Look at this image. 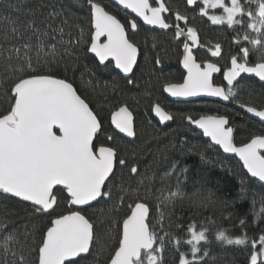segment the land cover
I'll return each instance as SVG.
<instances>
[{"label": "snow or ice", "instance_id": "snow-or-ice-1", "mask_svg": "<svg viewBox=\"0 0 264 264\" xmlns=\"http://www.w3.org/2000/svg\"><path fill=\"white\" fill-rule=\"evenodd\" d=\"M113 3L145 25L184 37L179 63L186 74L181 83H166L164 92L176 98L207 96L237 102L243 112L264 122V107L236 99L241 74L264 82V0ZM0 4L11 12L26 13L20 20L0 9V197L16 199L29 214L21 227H10L11 221L0 215V264H208V225L214 222L193 220L185 227L174 211L186 196L181 177L186 179L187 165L179 167L181 162L173 160L159 178L161 187H155V173H142L135 153L131 159L122 156L108 143L114 141L112 135L104 142L97 139L102 121L68 75L82 57L92 54L104 68L114 64L133 84L131 74L140 52L134 38L137 20L126 13L122 22L101 0H84V16L63 0H0ZM180 5L186 10L180 11ZM188 11L231 30L234 52L226 66L212 59L224 58L222 44L202 43L198 29L188 26ZM200 48L210 56L198 62L195 53ZM160 63L157 58L155 64ZM217 73L220 84L214 80ZM89 75L92 79L86 83L92 85L95 72L89 70ZM152 111L160 123L174 119L159 103ZM184 119L210 138L209 147L235 154L253 182L264 187V133L237 145L227 114ZM110 123L126 137L136 136L133 113L126 104L111 112ZM199 155L208 162L205 152ZM220 165L225 167L222 161ZM173 174L174 187L168 183ZM240 184L243 200L249 188L244 179ZM256 195L253 192V223L264 220V196L257 211ZM211 196L205 199L210 202ZM99 205L104 206L102 215L94 220L88 213ZM246 215L240 219L242 228L248 227ZM41 219L46 223L38 229L33 221ZM260 231L259 249L257 239L246 233L229 235L222 228L216 230L215 240L243 246L250 253L248 264H264V229Z\"/></svg>", "mask_w": 264, "mask_h": 264}, {"label": "trees", "instance_id": "trees-1", "mask_svg": "<svg viewBox=\"0 0 264 264\" xmlns=\"http://www.w3.org/2000/svg\"><path fill=\"white\" fill-rule=\"evenodd\" d=\"M11 2L15 3L16 0H11ZM101 2L123 22L127 12L119 9L111 0H101ZM165 2L172 5L177 4V0H165ZM63 3L81 16H84L87 11L86 7H82L84 0H63ZM0 9H3L4 15H12L20 20L26 17L23 10L11 12L2 4H0ZM179 10L183 12L186 9L180 5ZM187 14L189 16L188 25L198 29L202 43L219 42L225 52L230 54L234 52L230 44V37L233 33L227 29L226 25H211L207 18H200L198 14H193L191 11ZM134 38L141 50V57L132 75L133 84H128L127 79L122 77L113 66L104 68L99 65L90 54L82 57L75 70L68 73L75 80L74 86L87 98L90 107L94 108L102 121L103 132L98 134L97 139L104 142L108 135H112L114 141L108 143L118 148L122 156L131 159L132 154L135 153L140 171L148 175L155 173V187H161L159 178L173 160L181 162L179 167L187 165L186 179L181 177L186 196L175 204V215L182 218L181 222L185 227L193 220L198 224L214 222L208 225L211 241L207 246L210 250V256L206 258L208 264H248L250 253L245 251L243 246L223 245L222 242L215 240V232L222 228L228 230L227 234L233 236L246 233L249 238L257 239V249H259L258 238L262 234L260 230L264 229V220L253 223L251 209L253 192H255L257 194L255 207L257 211L259 210L260 197L264 196V187L253 182L255 180L248 176L236 157L223 154L216 146L209 147L211 142L206 140L202 133L187 125L184 117L187 115L198 117L201 114H227L236 130V144L247 142L251 135L264 133V125L234 107L232 102L223 104L207 100L194 102L169 100L163 93V87L167 82L180 81L182 76L179 63L182 56V39L174 38L172 30L164 32L142 27ZM195 54L198 61L204 56L199 51ZM157 58L161 60L160 64H155ZM89 70L95 72L92 85L86 83L92 79ZM239 89L237 101L258 108L264 107V84L253 78L244 82ZM161 99L171 105L176 104L179 108V114L178 116L174 114V123L171 125L161 126L153 117L152 107L160 103ZM196 103H203L204 106ZM122 104H126L135 116L136 137L133 140L116 133L109 122L111 112ZM205 105L210 108L205 109ZM237 113L240 114L237 115ZM188 148H193V151L188 152ZM201 151L207 154L208 162L201 161L199 155ZM221 161L225 165L223 168L220 165ZM124 174L127 179V169L124 170ZM241 179L247 182L249 188L243 200L239 198ZM168 183L172 187L175 186V174ZM209 193L212 194L210 202L205 199ZM103 207L99 205L89 210L88 214L95 220L102 215L101 208ZM245 213L248 227L242 228L240 219ZM0 215L6 216V219L11 221L10 227H21L28 222L29 214L25 211V206L18 203L16 199L5 200L0 197ZM33 222L37 224L38 229H43L46 223L43 219ZM31 223L29 222V227ZM212 257L215 259L213 260Z\"/></svg>", "mask_w": 264, "mask_h": 264}, {"label": "water", "instance_id": "water-1", "mask_svg": "<svg viewBox=\"0 0 264 264\" xmlns=\"http://www.w3.org/2000/svg\"><path fill=\"white\" fill-rule=\"evenodd\" d=\"M72 1H76V0H72ZM113 1V0H112ZM119 8H121V9H123L122 8V6H118ZM189 8H191L192 6H188ZM124 10V9H123ZM124 11H127L128 13H130L136 20H137V22H139V23H141V24H143L144 26H146V27H148V28H151V29H155V30H158V31H164V32H166V31H169V30H160V29H158V28H156V27H154V26H150V25H145L144 23H143V21H141L138 17H135V14L134 13H131L130 12V10H124ZM165 15H168V14H165ZM181 23H184L183 21H180ZM180 39H183L184 40V37H179ZM182 52H183V47H182ZM140 52H139V54H138V58H137V65H138V63H139V59H140ZM92 57H94L92 54H90ZM181 59H182V56H181ZM95 60L98 62V60L95 58ZM199 62V61H198ZM99 64V63H98ZM137 65H136V67H135V69H134V72H135V70H136V68H137ZM113 66H114V64H113ZM181 68H182V70L184 71V73H185V70L183 69V67H182V65H181ZM115 69V68H114ZM116 71H118L122 76H124V74L123 73H121L118 69H115ZM134 72H133V74H134ZM133 74H131V76L133 75ZM186 74V73H185ZM218 74V73H217ZM214 75H216V74H214ZM243 75H246V76H249L248 74H241V76H243ZM250 77V76H249ZM241 77H238L237 79H238V81H239V79H240ZM254 78H256V77H254ZM258 81H259V79L258 78H256ZM172 83H181V82H172ZM261 83H263L264 84V82H261ZM164 88V87H163ZM163 93H164V95L169 99V100H171V101H175V102H190V101H196V100H200V99H206V100H215V101H219V102H221V103H223V104H229V103H231V101H222V100H220L219 98H215V97H207V96H200V97H189V98H176V97H172L169 93H166V92H164L163 91ZM160 104V103H159ZM161 105V104H160ZM232 105L234 106V107H236V108H238L240 111H242L243 112V110H241L240 108H239V104L237 103V102H232ZM162 106V105H161ZM163 107V106H162ZM164 108V107H163ZM130 109V108H129ZM164 110L165 111H167L165 108H164ZM130 111L132 112V110L130 109ZM167 112H169V111H167ZM133 113V112H132ZM170 113V112H169ZM243 113H245V112H243ZM152 114H153V117L159 122V117H157L156 115H155V113L152 111ZM171 114V113H170ZM246 115H248V116H250L251 118H253V119H255V120H257V121H259L261 124H263L264 125V122H261L260 120H259V118H256V117H254V116H252V114H248V113H245ZM172 115V114H171ZM173 116V115H172ZM174 117V116H173ZM110 118H111V115H110ZM109 122H110V120H109ZM185 122H186V124L187 125H189L188 124V122H187V120L185 119ZM133 123H134V128H135V116H134V114H133ZM174 123V119L172 120V121H166V122H164V123H160L159 122V124L161 125V126H167V125H171V124H173ZM110 125H111V123H110ZM193 129H195V130H197V131H199L200 133H202V130H200V129H197V128H195V126L194 125H190ZM230 126H233V128H234V132H233V135H234V141H235V134H236V130H235V127H234V125H232L231 123H230ZM111 127L113 128V130L116 132V133H118L119 135H121V136H123V137H125L126 139H129V140H133V139H135V137L133 138V137H126L124 134H122V133H119L118 132V130H115L114 129V126H112L111 125ZM206 140H208V141H210V138H208V137H205V136H203ZM211 142V141H210ZM236 143V142H235ZM237 145H239V144H237ZM216 147H218V146H216ZM219 148V147H218ZM221 151H222V153H223V150L222 149H220ZM223 154H225V155H228V156H233V157H236L235 156V154H231V153H223ZM238 160H239V158L238 157H236ZM241 164H242V162H240ZM245 170V172L247 173V170L246 169H244ZM248 176L250 177V174H248ZM251 178V177H250ZM251 179H254L255 180V178H251Z\"/></svg>", "mask_w": 264, "mask_h": 264}, {"label": "flooded vegetation", "instance_id": "flooded-vegetation-1", "mask_svg": "<svg viewBox=\"0 0 264 264\" xmlns=\"http://www.w3.org/2000/svg\"><path fill=\"white\" fill-rule=\"evenodd\" d=\"M112 1V0H111ZM112 3H113V1H112ZM118 7V6H117ZM119 8V7H118ZM119 9H121V8H119ZM122 11H124L123 9H121ZM125 12H127V11H125ZM128 13V12H127ZM128 14H130V13H128ZM130 18H134L131 14H130ZM180 23V25L182 26V27H184V23H181V22H179ZM138 24H139V29H138V31L141 29V27L142 28H144V29H147L148 27H146V26H144L143 24H141V23H139L138 22ZM189 26V25H188ZM149 29H151V28H149ZM171 31V30H170ZM180 39V38H179ZM182 43H183V39H182ZM197 51H199V52H201V53H203L204 54V56H203V58L201 59V60H199V61H203V60H206V59H208V57L210 56V53H207V51H206V48H200V49H198V50H196V52ZM140 53H141V50H140ZM223 54H224V58L223 59H218V58H212L213 60H218V62H219V64L221 65V66H226L227 65V63H228V58H229V55H230V53H228V52H225L224 51V48H223ZM140 57H141V54H140ZM140 60V59H139ZM113 66V65H112ZM138 66V65H137ZM113 68H114V66H113ZM180 69H181V77H180V81H177V82H182V78H183V76L185 75V73H184V71L182 70V68H181V64H180ZM118 72V71H117ZM119 73V72H118ZM120 74V73H119ZM121 75V74H120ZM122 76V75H121ZM122 77H124V76H122ZM132 77V76H131ZM254 77H249V76H246V75H243V76H241V78L239 79V81H240V85H239V88L240 87H242V85L244 84V82H247V81H249V80H251V79H253ZM254 79H256V78H254ZM214 80H215V82L217 83V84H220L221 83V80H222V77H221V74H216V75H214ZM257 80V79H256ZM176 82V81H175ZM260 82V81H259ZM167 83H169V82H167ZM261 83V82H260ZM263 84V83H262ZM203 100H206V99H200V100H196V101H203ZM207 101H214V102H219V101H215V100H207ZM190 102H194V101H190Z\"/></svg>", "mask_w": 264, "mask_h": 264}, {"label": "rangeland", "instance_id": "rangeland-1", "mask_svg": "<svg viewBox=\"0 0 264 264\" xmlns=\"http://www.w3.org/2000/svg\"><path fill=\"white\" fill-rule=\"evenodd\" d=\"M162 101L160 102V104L167 110V111H169L173 116H174V114H176L177 116H178V114H179V112H178V110H179V108H177V105L175 104V106L174 105H171L169 102H167V101H165V100H163V99H161ZM196 104H198V105H201V106H204V104L203 103H196ZM166 106V107H165ZM172 108H173V110H172ZM210 108V106H208V105H205V109H209ZM175 112V113H174Z\"/></svg>", "mask_w": 264, "mask_h": 264}]
</instances>
